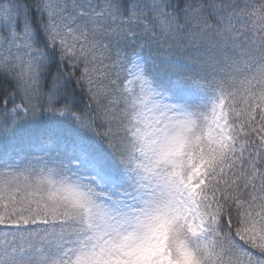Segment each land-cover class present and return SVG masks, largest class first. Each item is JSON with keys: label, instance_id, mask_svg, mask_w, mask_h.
Here are the masks:
<instances>
[{"label": "snow or ice", "instance_id": "6c2138e0", "mask_svg": "<svg viewBox=\"0 0 264 264\" xmlns=\"http://www.w3.org/2000/svg\"><path fill=\"white\" fill-rule=\"evenodd\" d=\"M0 264H264V0H0Z\"/></svg>", "mask_w": 264, "mask_h": 264}]
</instances>
